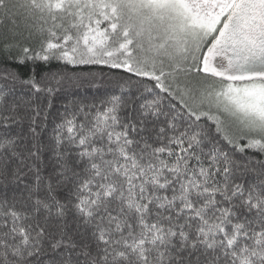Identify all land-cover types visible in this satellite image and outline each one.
I'll return each instance as SVG.
<instances>
[{"label": "snow or ice", "instance_id": "6c2138e0", "mask_svg": "<svg viewBox=\"0 0 264 264\" xmlns=\"http://www.w3.org/2000/svg\"><path fill=\"white\" fill-rule=\"evenodd\" d=\"M0 264H264V0H0Z\"/></svg>", "mask_w": 264, "mask_h": 264}]
</instances>
